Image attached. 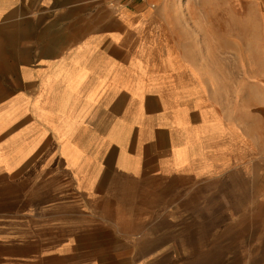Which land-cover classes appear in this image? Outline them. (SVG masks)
I'll use <instances>...</instances> for the list:
<instances>
[{
    "label": "crops",
    "instance_id": "crops-1",
    "mask_svg": "<svg viewBox=\"0 0 264 264\" xmlns=\"http://www.w3.org/2000/svg\"><path fill=\"white\" fill-rule=\"evenodd\" d=\"M166 8L0 0V264H264V45L212 84Z\"/></svg>",
    "mask_w": 264,
    "mask_h": 264
},
{
    "label": "rangeland",
    "instance_id": "rangeland-1",
    "mask_svg": "<svg viewBox=\"0 0 264 264\" xmlns=\"http://www.w3.org/2000/svg\"><path fill=\"white\" fill-rule=\"evenodd\" d=\"M106 2L112 8H121L119 0ZM166 3L164 15L172 35L183 47L205 50L200 51L202 57L191 59L200 61L203 74L212 76L210 83L236 84L243 77L244 84H251L253 77L258 76L255 74L263 71L264 0H166ZM150 7L156 8L154 4ZM190 33L195 39L191 44Z\"/></svg>",
    "mask_w": 264,
    "mask_h": 264
},
{
    "label": "built area",
    "instance_id": "built-area-1",
    "mask_svg": "<svg viewBox=\"0 0 264 264\" xmlns=\"http://www.w3.org/2000/svg\"><path fill=\"white\" fill-rule=\"evenodd\" d=\"M119 1H120L119 2L120 7H121V6H124L126 4V2H137V1H143V0H125V2L122 0H119Z\"/></svg>",
    "mask_w": 264,
    "mask_h": 264
}]
</instances>
